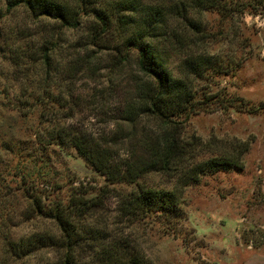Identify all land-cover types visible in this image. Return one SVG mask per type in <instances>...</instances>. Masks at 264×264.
Masks as SVG:
<instances>
[{"label":"rangeland","instance_id":"obj_1","mask_svg":"<svg viewBox=\"0 0 264 264\" xmlns=\"http://www.w3.org/2000/svg\"><path fill=\"white\" fill-rule=\"evenodd\" d=\"M219 3L224 9L195 13L206 34L203 45L222 73L197 81L194 100L200 103L183 130L185 136L195 134L208 143L199 157L203 159L219 150L241 149L243 143L242 166L205 173L178 191L175 212L140 218L121 211L120 189L130 186L107 183L73 148L48 144L50 132L82 134L95 143L117 138L118 110L140 74L134 59L121 63L110 43L107 48L92 45L85 19L68 27L23 7L4 12L0 28L10 39L0 53V197L3 187L10 201L1 215L7 218L11 239L48 232L60 238L54 221L28 218L22 211L27 205L24 189H31L35 180L43 190L38 172H49L62 187L54 195L67 200L70 188L78 186V192L102 200L75 223L82 232L77 264H264V0ZM168 62L179 76L180 58L172 54ZM42 90L49 98L37 101ZM153 125L148 118L138 124L140 130ZM19 173L30 174L26 183ZM144 182L175 187L160 173ZM228 234L236 239L224 242ZM60 242L7 259L0 237V264H60Z\"/></svg>","mask_w":264,"mask_h":264},{"label":"trees","instance_id":"obj_2","mask_svg":"<svg viewBox=\"0 0 264 264\" xmlns=\"http://www.w3.org/2000/svg\"><path fill=\"white\" fill-rule=\"evenodd\" d=\"M18 7L68 27H76L85 19L92 45L107 48L111 44L121 63L134 59L140 74L134 79L133 93L118 110L117 120L121 124L117 138L95 143L82 134L50 132L48 143L62 150L73 148L91 172L106 176L107 183L130 186L129 190L120 189L124 215L140 218L154 212L173 213L180 206L178 191L197 183L205 173L220 167L241 168V155L247 150L243 143L241 149L219 150L203 159L199 157L208 151V143L195 134L185 136L183 130L200 103L194 100L197 81L222 73V68L215 66L218 61L203 45L206 34L196 16L198 12L195 13L208 8L224 9L219 0H0V19L5 11ZM9 39L0 28V53L8 46ZM172 54L180 58L179 76L169 67L168 57ZM41 59L46 65L48 53L44 52ZM43 98H49L45 90L36 100L43 102ZM145 118L153 121V129L140 130L138 124ZM37 150L40 151L38 146ZM158 173L173 181L174 189L144 182L149 175ZM38 176L43 179V190L35 180L31 181L32 188L24 189L27 205L22 211L28 218L36 216L54 221L61 232L60 238L48 232L26 240L11 239L4 222L7 218L1 215L10 200L1 187L0 237L5 242L7 259L26 256L38 247L58 245L61 241L64 257L60 264H77L82 232L81 227L75 229V223L79 217L90 214L102 200L90 192H78V186H72L69 198L64 200L54 195L62 189L56 178L49 172H38ZM19 177L26 183L30 174L19 173Z\"/></svg>","mask_w":264,"mask_h":264},{"label":"crops","instance_id":"obj_3","mask_svg":"<svg viewBox=\"0 0 264 264\" xmlns=\"http://www.w3.org/2000/svg\"><path fill=\"white\" fill-rule=\"evenodd\" d=\"M224 200H226V199H224ZM225 227H227L228 225H224ZM227 233H229V232H227ZM230 239H236V237L235 236H233V235H230V237H229V234L228 235H225L224 237H223V240H224V242H228ZM239 239V238H238ZM251 240L249 239V242H250Z\"/></svg>","mask_w":264,"mask_h":264}]
</instances>
